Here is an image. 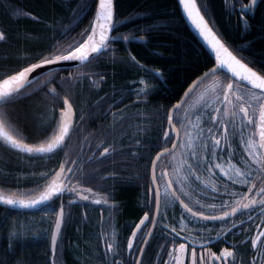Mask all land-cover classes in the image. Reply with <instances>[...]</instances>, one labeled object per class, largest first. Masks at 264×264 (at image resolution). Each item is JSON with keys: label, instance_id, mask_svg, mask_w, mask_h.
Masks as SVG:
<instances>
[{"label": "trees", "instance_id": "trees-1", "mask_svg": "<svg viewBox=\"0 0 264 264\" xmlns=\"http://www.w3.org/2000/svg\"><path fill=\"white\" fill-rule=\"evenodd\" d=\"M247 1L197 0L217 35L235 50L238 57H245V63L255 61L250 66L259 69L264 67V0H258L257 5L246 14V26L241 22L240 13L236 9ZM9 2L10 14L4 12L0 15L11 35L7 43L0 44V74H10L33 60L37 53L44 52L51 44L47 41L51 34L49 28L52 29L49 25L60 29L68 15L67 10L65 12L66 6L53 0ZM22 6L34 13L40 21L13 20L16 16L14 7ZM114 8L116 19L121 23L112 35L136 39L113 41L110 49L93 60L91 65L69 71L59 70L55 80L47 87L21 96L7 106L9 119L28 137L27 143H38L45 136L51 135L55 121L46 133L40 134L42 121L50 115V109L56 110V119H59L62 104L54 103L47 95L48 88H57L60 93L58 99L69 95L76 109L86 113L89 107L101 99L110 102L126 93L138 95V90L143 87L140 81L144 80L149 88L147 95L142 94L148 98V103L142 107L143 113L164 115L168 106L179 99L187 86L213 65L212 58L185 24L176 0H114ZM80 34L72 37L69 42L78 39ZM25 55L31 59H23ZM133 56L135 61L131 59ZM155 70H159V77L150 73ZM75 71L86 74L79 79L66 80L65 87H60V78L69 77L68 73L76 76ZM217 75L222 80L226 79L222 72ZM100 76H103V82ZM92 80L96 83H92ZM126 113L135 114V110ZM81 132V129L79 132L73 131L66 141V147L47 158L26 157L0 144V188L12 191L36 189L44 183L40 173L51 174L52 170L59 168L60 162L76 160L82 166L81 172L77 173V180H82L84 187H92L94 191L109 196L110 200L108 205L103 206L101 218L97 207H86L80 201L69 203L71 198L67 195L32 212L0 207V264H49L50 236L55 213L61 203L65 208V223L58 239L57 264H112L117 259L122 264H134L133 251L127 250V239L140 214L151 212L145 184L147 169L133 168L128 163L130 156L127 164L119 168V154L108 158L93 155L90 159L84 150L81 151L84 142ZM102 171L109 174L118 172L119 177H122V185L116 186L115 183L112 186L118 177L100 181ZM135 178L139 179L137 183L130 181ZM253 220L248 226H239L241 231H233L235 244L242 240L246 242L236 247L240 264H249L254 255V250L247 242L249 237L254 236L259 225L256 217ZM14 224L17 235L11 238L12 247H9L10 231ZM19 229H23V234ZM113 230L116 232L120 253L115 257L112 253L106 254L105 240L100 235L101 232L110 235ZM164 239L158 230L152 234L143 255V264L161 263L166 253L163 250L159 253L158 250L162 243L167 245Z\"/></svg>", "mask_w": 264, "mask_h": 264}, {"label": "snow or ice", "instance_id": "snow-or-ice-1", "mask_svg": "<svg viewBox=\"0 0 264 264\" xmlns=\"http://www.w3.org/2000/svg\"><path fill=\"white\" fill-rule=\"evenodd\" d=\"M178 4L182 6L187 19L198 30L199 36L210 50V58H214V65L193 81L192 86L184 93V97H190L197 88L204 85V81L211 78L210 82L201 88L197 96V104H188L182 98L167 113L168 128L163 132V143H171L172 146L161 147L155 157L151 158L150 183L147 185L148 203L155 205V212L151 216L149 212H144L127 239V250L137 251L139 257L135 260V264H143L141 257L144 255L145 247L134 248L138 234L146 246L148 237H151L153 232L149 229L145 234L143 227L151 223L154 228L157 224V216L166 218V213L161 212L162 203L165 208L179 204L184 212L179 217L178 226L163 225V228L168 230L171 247L162 246L168 257L167 260L162 261V264H238L236 245L224 247L219 254L212 251L210 245L212 240L219 241L237 227L234 221L231 227L225 225L238 214L247 212V219L252 221L254 217L251 213L258 211L259 215L256 219H260L261 223L257 225V233L247 240L254 250L249 264H264V67L255 69L250 66L255 61L245 63V57H238L235 50L217 35L213 26H210L197 0H178ZM256 5L257 0H248V3L241 4L240 8L236 9L244 25L247 26L246 14ZM92 6L95 9L94 16L89 27L80 34L79 39L73 40L66 46H61L59 41L50 44L48 47L51 51L47 55L43 52L36 54L37 62L21 66L10 74H0L2 75L0 78V142L3 145L21 153L46 158L66 147V141L75 131L73 119L75 113L69 95L58 99L60 93L57 88L55 86L48 88L47 95L53 99L54 103L62 104V107L59 108L58 120L56 110L50 109V115L42 121L40 134L46 133L53 121H55V127H52L51 135L45 136L40 142L34 144L27 143L28 137L9 119L7 106L21 96L33 94L47 87L58 75V72L51 67L47 72L33 75L36 70L44 66H56L61 62H77L78 68L91 65L93 60L110 49L112 42L117 38L112 33L121 23L116 19L114 0H92ZM87 7L83 5L74 13L73 24L65 28L64 35H67L71 28L79 23L80 15ZM28 15L36 19L31 13ZM120 38L125 41L130 39L129 36ZM138 38L143 39V37ZM4 40H6V33L0 30V41ZM23 59L28 60L31 57L25 55ZM131 59L135 61L136 58L133 56ZM221 72L226 79L222 80L217 75ZM155 74L159 77V70H155ZM84 75L85 73H79L76 76L69 74L67 78L61 77L59 85L63 88L66 80L79 79ZM41 76L44 78L41 79ZM38 81V87L28 92L27 90ZM92 83L95 84L96 81L92 80ZM140 84L143 87L138 90V95H147L149 85L144 80H141ZM201 109L210 112L207 123L211 126L205 128L203 116L195 114ZM193 116H195L194 120ZM237 135L245 156L238 163H233L235 153L232 150V141ZM103 143L97 145L98 151L103 147ZM222 145L229 154L226 161L221 160L216 163L213 158H218L217 149H220ZM177 149L180 150L179 155H177ZM115 153L114 146L103 147V150L99 151V157L108 158ZM205 166L210 176H215L213 169H218L223 177L227 178L228 183L223 185V194L229 199H221L220 203L216 204L202 203L197 198L194 183L196 181L204 185L205 189L211 188L219 195L220 185L216 180L202 179L201 175L197 174V169ZM81 167L76 160L70 162L65 160L60 162L58 170H52L51 174L40 173L44 183L38 185L36 189L12 191L0 188V203L19 208H35L69 192L80 200L94 198L93 202L96 204H107L106 195L94 191L92 187H84L82 180L78 179L73 184L72 181L77 173L81 172ZM237 185L241 188L246 187L247 191L234 190ZM212 199H217V196H213ZM72 202L69 201V203ZM203 221L221 222V228L216 231L215 237L203 235V233H211L214 230L212 228L206 226L189 228L190 224L200 226ZM64 223L65 208L61 203L59 210L55 213V225L50 236L49 264H57L58 239ZM243 223L244 221L241 220L240 224L243 225ZM194 230L201 235H192ZM19 231L23 234V229ZM16 235L17 229L14 224L13 230L10 231L9 247H12L11 238ZM100 235L105 240L106 254L112 253L114 257L118 256L120 253L115 230L110 235L104 232ZM178 238H182L183 242H179ZM112 264H122V262L113 260Z\"/></svg>", "mask_w": 264, "mask_h": 264}, {"label": "flooded vegetation", "instance_id": "flooded-vegetation-1", "mask_svg": "<svg viewBox=\"0 0 264 264\" xmlns=\"http://www.w3.org/2000/svg\"><path fill=\"white\" fill-rule=\"evenodd\" d=\"M9 1L10 0H0V15L3 14L4 12L6 14H10L11 4ZM53 1L56 2L57 4L63 3L66 6L65 12L67 10L68 15L65 18V20H63V24L60 29H58V27L52 26V24L49 25L50 27H52V29H50L49 26H46L49 28V32H51L47 41L51 44H54L55 42L59 41L61 46H66L73 42V41L69 42L72 39V37L82 33L86 28L89 27L90 25L89 20L90 21L92 20L95 9H94V6H92V0H53ZM83 5H87L88 7L85 9L84 12L81 13L79 23L76 24L74 27H72L71 31H69L67 35H64L63 33H64L65 28L73 24L74 13L77 12ZM14 9H15L14 14L16 16L13 18V20L27 19L30 21H38V22L40 21L37 18V16L34 13L28 11L25 6L14 7ZM28 13H31L33 16L36 17V19L31 18L28 15ZM0 30H3L6 33V40L0 41V44L7 43L11 35L7 31L5 23L2 21V19L0 20ZM79 38L80 37L78 36V39ZM48 46L43 52L45 55H47L51 51V49H49ZM34 62H37L36 56L33 57V60H30L23 66H27L29 63H34ZM75 73L77 74L85 73L86 74V72H82V71L81 72L75 71ZM150 73L155 74V72L153 71H151ZM67 75H69V73ZM43 78L44 77H41V79ZM99 79L101 80V82L104 81L103 76H100ZM38 85H39V81L33 84L31 86V89H28V90L32 91V89H36ZM98 85L100 84L98 83ZM204 85H207V84H204ZM202 86L203 85H201L200 87ZM199 88H197L196 91H194L193 94L187 98L186 101L188 102V104H197V96L201 90V88L200 89ZM181 96L179 97V99L181 98ZM177 101L173 102V104L176 103ZM147 103H148V98L144 97L142 94L133 96L128 93H126L123 97H118L117 99L111 100L110 102L102 101L101 99L99 102H95L94 106H91V108L89 107L86 110V113H80V111L76 109V106L73 103V107L75 108V114H76L75 130L79 132V130L81 129L82 130L81 134H82V137L84 138V142L81 146V151L84 150L85 153L89 155V158L92 157L94 154L97 156V158H100L99 151H102L103 147L114 146L116 148L115 154H119L121 156V158H119L118 163H117L119 168L127 164L129 160V156H130V162L128 163H131V166H133V168L147 169L148 177L145 183L146 188H147V185L150 183L151 158L154 157L156 152L161 150V147L170 148L172 146L171 143H167V144L163 143V132L168 128L167 113L170 107L173 105V104H170L168 106L164 115H154L153 113H143L144 109H142V107L146 105ZM129 110L130 111L135 110V114H127L126 112H128ZM193 111H195V109H193ZM195 114L203 116V126L205 128L211 126L210 124L207 123L209 120L210 112H205V110L201 109L199 112H196ZM192 118L194 120L195 116H193ZM175 139L176 138L173 135V140ZM138 141L139 143H137ZM101 142H104L103 147H101L98 151L97 145L101 144ZM232 150L235 153L233 163H238L245 156V153L243 152V146L240 145L239 143V135H237L236 138L232 141ZM179 152L180 150L177 149V155H179ZM217 152H218V158H213L215 162L219 163L221 162V160L226 161L229 153L226 150L225 146L222 145L220 149H217ZM213 171L216 173L215 176L209 175V173L206 171V166L197 169V174L201 175L202 179H214L216 180L217 184L220 185L219 195H217V193H214L211 190V188L205 189L204 185L200 184L198 181L194 182L196 186L195 194L197 195V198L201 200L202 203L219 204L221 199H229L228 196H225L223 194L224 193L223 185L225 183H228L227 178L223 177L222 173H220L218 169H213ZM109 177L111 179L112 178L116 179L118 177L113 182L112 186H115V183L117 184L116 186L122 185L121 184L122 177L121 178L119 177L118 172L117 173L114 172L113 174L103 172L100 178V181L103 179H107ZM76 180H77V177L73 179L72 181L73 184L76 183ZM130 181L133 183L135 182L137 183L139 179L135 178L134 180H130ZM138 186L141 187L140 184ZM234 190L247 191V188L246 187L241 188L239 185H237ZM146 192H147V189H146ZM65 195H67L66 197L70 196L71 201L73 202H79V201L83 202L84 204L82 205H85L86 207L87 206L94 207V208L97 207L98 208L97 211H98V214L100 215V218L103 216V206L108 205L110 202L109 196H107L108 197L107 204H96L93 202L94 198H90L89 200H80L72 193H69V192L64 193L63 197ZM213 196H217V199L213 200L212 199ZM148 199H149V194H148ZM148 206L151 210V212L149 213V215L151 216L154 213L155 205L148 204ZM161 212L166 213V218L163 216H158L157 224L155 225L153 229V233L156 230L160 231V233L165 237L164 240L167 241L168 247H171V244L169 243V240H168V230L164 229L163 225L164 224H175L178 226L179 217L181 213L184 212V210L182 207L179 206V204L165 208L162 203ZM143 214L144 212L140 214L138 221L143 216ZM184 214L187 215L186 213ZM247 215H248L247 212L243 214H238L235 218L230 220L228 224L225 226L231 227V224L234 221L237 224V227L235 229L241 231L242 228H239V226H241L240 224L241 220L244 221L243 225L245 226H248L250 224V221L247 219ZM251 215H253L254 217L253 219H255V217L259 215V212L258 211L253 212L251 213ZM137 222L134 224V227L137 224ZM260 223L261 221L260 219H258V224ZM150 226H151V223H147V227L142 226L143 232L145 234L150 229ZM203 226L214 229L211 233H203V235H205L206 237H215L216 231L220 230L221 228V222L203 221L201 222L200 226H194L190 224L189 228L203 227ZM233 231L234 229L232 230V232L222 237L219 241L212 240V243L210 245V247L212 248V251H215L217 252V254H219L220 250L223 249L224 247H229L232 245L240 246L239 244H242V243L235 244L233 241L235 237L233 235L234 234ZM256 233L257 231L255 232V234ZM192 235L199 236L201 235V233L194 230L192 232ZM178 240L179 242H183L182 238H178ZM149 241L145 247V251L147 249ZM242 242L246 243L245 240H242ZM142 244L143 242H142L141 236L140 234H138L137 242L134 244V248H139L142 246ZM164 245H165L164 243L160 245L159 250H158L159 253L161 250H163L162 246ZM133 254H134V264H135V260L137 258L138 252L133 251ZM237 257H238V264H240V256H237ZM167 259L168 257L165 254V257L164 259H162V261L167 260ZM117 260L121 261L120 259H117ZM142 260H143V256H142ZM162 261L161 263L157 262L156 264H162Z\"/></svg>", "mask_w": 264, "mask_h": 264}, {"label": "water", "instance_id": "water-1", "mask_svg": "<svg viewBox=\"0 0 264 264\" xmlns=\"http://www.w3.org/2000/svg\"><path fill=\"white\" fill-rule=\"evenodd\" d=\"M176 1H177V4H178V0H176ZM257 2H258V0H257ZM247 3H248V1H247ZM178 7H179V10H180V14H181V16H182V18H183L185 24L187 25L188 29H189L190 32L193 34V36L196 38V40L198 41V43L202 46V48H203V49L209 54V56L211 57L210 50H209V49L207 48V46L204 44L203 39L199 36V34H198V30H197V29L195 28V26L192 25L191 22L187 19L186 15H185L184 12H183L182 6H180V5L178 4ZM239 8H240V7H239ZM117 39H120V40H122V41H125V40H123V39H121V38H116V40H117ZM134 39H136V38L130 37V39L127 40V41H131V40H134ZM212 61H213V65H214V58H212ZM76 63H77V62H61L59 65H56V66H44V68L36 70V73H33V75H35V74H37V73L47 72L48 69H49L50 67L53 68L55 71H57V70H69V69L77 68V67H76ZM213 65H212V66H213ZM212 66H211V67H212ZM205 71H207V70H205ZM205 71H204V72H205ZM204 72H202L199 76H197L193 81L197 80L198 77H201V76L203 75ZM41 77H42V76H41ZM193 81L187 86V88L185 89L184 93H185L186 91L189 90V87L192 86ZM184 93L182 94L181 98H180L175 104H177L178 102H180V101L182 100V98L185 99V100L188 98V97H184ZM175 104H173V105H175ZM173 105H172V106H173ZM172 106L170 107L169 111L172 109ZM169 111H168V112H169ZM74 113H75V112H74ZM73 119H74V122H75V115H74ZM0 143L3 145L2 142H0ZM3 146H5V145H3ZM5 147H7L8 149H10V150H12V151H14V152H16V153L23 154V155H26V156H29V157H41V156H39V155H29V154H26V153H21V152H19L18 150H15V149H11V148H9L8 146H5ZM155 155H156V154H155ZM155 155H154V157H155ZM154 157H153V158H154ZM54 199H55V198H54ZM48 203H49V202H48ZM48 203H47V204H48ZM45 205H46V204H45ZM45 205H40V206H37V207H35V208H19V207H13V206H8V205H3L2 203H0V206L5 207V208H7V209L16 210V211H21V210H23V211H27V212L38 210V209H40L41 207H43V206H45ZM58 210H59V209H58ZM154 212H155V209H154ZM142 217H143V216H142ZM142 217H141V218H142ZM141 218H140V219H141ZM140 219H139V221H140ZM156 219H158V216L156 217ZM139 221H138V223H139ZM54 225H55V221H54V224H53L52 230L54 229ZM134 228H135V227H134ZM150 229H152V232H153V229H154V228H153L152 224H151V226H150ZM149 239H150V237H148V241H149ZM141 247H146V246H145L144 244H142ZM138 257H139V253H138V255H137V258H138ZM137 258H136V259H137ZM141 258H142V257H141Z\"/></svg>", "mask_w": 264, "mask_h": 264}, {"label": "rangeland", "instance_id": "rangeland-1", "mask_svg": "<svg viewBox=\"0 0 264 264\" xmlns=\"http://www.w3.org/2000/svg\"><path fill=\"white\" fill-rule=\"evenodd\" d=\"M209 82H210V80L206 81L204 84H208ZM203 86H204V85H203ZM203 86H202V87H203ZM202 87H200V88H202ZM200 88H199V89H200ZM218 162H219V161H218ZM218 173H219V172H218Z\"/></svg>", "mask_w": 264, "mask_h": 264}]
</instances>
